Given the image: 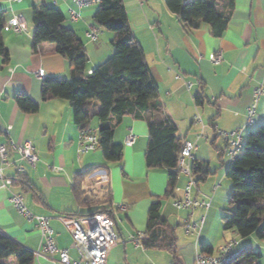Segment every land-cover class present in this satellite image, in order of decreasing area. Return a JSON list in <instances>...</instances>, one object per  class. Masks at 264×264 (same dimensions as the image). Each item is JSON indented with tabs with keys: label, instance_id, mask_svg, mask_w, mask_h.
<instances>
[{
	"label": "crops",
	"instance_id": "obj_1",
	"mask_svg": "<svg viewBox=\"0 0 264 264\" xmlns=\"http://www.w3.org/2000/svg\"><path fill=\"white\" fill-rule=\"evenodd\" d=\"M122 1L132 33L144 51L158 96L149 104L147 113L130 112L120 121L111 117L112 143L122 148L120 159L109 161L98 146L99 151L96 148L78 153L82 126L75 122L69 101L40 99L45 77H71L70 61L58 53L40 54L31 49L34 29L31 6H57L64 14V25L84 45L89 73L114 51L113 34L99 28L93 19L99 1L79 8L75 0H0L4 22L19 16L27 26L25 31H14L4 23L1 30L9 58L3 63L0 55V138L10 136L17 144H31L39 157L32 166L17 154H11L10 159L16 165L6 167L3 172L13 182L9 188L0 186V231L31 248L34 264H64L58 252L49 254L45 250L36 223L21 216L15 203L9 200L11 193L16 192L38 214L82 216L107 211L118 235L107 264H173L170 251L146 247L142 240L137 245L132 239L144 234L151 213L156 211L162 223L153 233L162 241L174 235L175 254L180 264H194L196 254L203 252L201 246L210 248L206 253L218 252L230 238L237 240L236 249L248 254L246 259L253 264H264V238L254 233L240 237L233 229L225 230L222 217L221 221L218 217L224 207L223 198L230 195L231 181L225 175L229 143L216 133L218 129L232 131L243 127L247 108L254 100L253 91L264 83V0H233L231 6L227 0H216L227 17L226 28L220 35L207 22H201L195 30L185 29L164 0ZM71 9L79 12L77 19L71 18ZM91 28L99 30L95 40L86 36ZM217 50L221 51L222 59L216 64L208 59V54ZM9 68L11 75H7ZM40 69L44 77L37 78L34 73ZM17 92L39 101L37 111H22L13 98ZM196 95L202 98L200 103L196 102ZM86 104L91 113L97 111L95 101ZM147 118L174 124L180 146L185 141L197 146L190 162H202L211 172L199 181L191 175L194 182L188 197L207 201L208 207L176 205L183 199L189 181V176L182 172H178L173 192L166 195L168 169L148 167L145 161ZM253 119L252 126L242 130L243 142L249 130L264 121V96L255 102ZM8 125L11 129L6 131ZM83 127L97 133V117L93 115ZM130 130L136 140L126 146L124 138ZM49 165L61 169L55 172L48 169ZM101 175L108 177L107 182L101 180ZM155 201L159 205L152 208ZM187 223L192 226L188 232ZM51 227L56 247L67 250L70 264H82L86 254L76 249L63 224L53 218Z\"/></svg>",
	"mask_w": 264,
	"mask_h": 264
},
{
	"label": "trees",
	"instance_id": "obj_2",
	"mask_svg": "<svg viewBox=\"0 0 264 264\" xmlns=\"http://www.w3.org/2000/svg\"><path fill=\"white\" fill-rule=\"evenodd\" d=\"M231 6L233 0H227ZM167 8L175 13L187 30H195L201 22L212 26L220 35L227 25V17L217 6L216 0H164ZM3 11L0 10V55L5 63L8 50L1 38L4 27ZM34 25L31 49L34 53H58L70 61L71 77H45L41 84L40 99L61 98L69 101L75 122L82 126L93 115L98 119V147L106 160L117 161L121 157L120 144L112 143L110 119L120 121L130 112H148L149 104L158 96L142 46L135 39L122 0H99L94 14L95 24L113 34L112 54L98 63L88 73L84 45L75 32L64 25V14L57 6L33 4L31 6ZM18 107L25 112H36L39 101L17 92L14 95ZM202 98L196 95V102ZM95 101L98 108L91 113L86 102ZM136 116H139L137 113ZM148 142L145 161L148 167L168 169L166 195L176 186L178 171L176 160L180 143L176 126L165 121L147 118ZM191 175L196 181L203 180L211 170L197 160L191 162ZM231 181L228 197V214L222 216L223 228L233 229L240 237L255 234L264 238V121L247 133L241 153L228 165L225 173ZM159 201L152 204L156 208ZM104 211V210H99ZM69 215V214H66ZM158 212L150 215L147 230L141 240L151 248H164L173 254V264H180L175 254V237L170 235L163 241L156 238L153 229L158 224ZM203 252L210 248L201 246ZM34 251L21 245L0 231V264H34ZM233 264H253L249 259L235 260ZM230 263V264H232Z\"/></svg>",
	"mask_w": 264,
	"mask_h": 264
},
{
	"label": "built area",
	"instance_id": "obj_3",
	"mask_svg": "<svg viewBox=\"0 0 264 264\" xmlns=\"http://www.w3.org/2000/svg\"><path fill=\"white\" fill-rule=\"evenodd\" d=\"M19 2L21 0H12ZM99 0H75L79 8L86 6L92 2ZM70 15L72 19H77L79 17V12L75 10H70ZM5 26L13 29L14 31H25L27 30L26 22L19 16H13L11 19L5 22ZM99 34V30L96 28H91L86 31V36L90 40H95ZM208 59L212 63H219L222 59V54L220 50L211 52L208 54ZM12 69L7 70V75H11ZM35 77H44V71L42 69L34 73ZM253 103L247 108V117L243 124V127L232 130L224 131L217 130L218 136L223 137L229 143L227 150V165L231 164L233 160L240 154L243 147L242 130L245 127L252 126L254 119V109L255 102L262 96H264V83L258 85L254 91ZM11 129V125L6 127V131ZM136 140V135L133 131H129L124 138V145L131 146ZM98 146V136L97 133L89 128H81L79 136V147L78 153L83 154L89 151L95 150ZM197 146L189 141L183 142L179 154L176 160V170L182 172L189 176V181L186 185L184 197L181 201H177L176 205H181L184 207H195L203 206L208 207L209 203L204 200L190 199L188 197L189 189L191 184L194 182L191 177V162L193 159V153ZM15 153L21 159H24L27 163L34 166L38 161V153L35 147L31 144H17L10 136H5L0 138V186L9 188L12 184V179L5 177L3 174L4 169L10 165H16L15 160H11V154ZM17 170H22L21 167L16 166ZM48 169L52 171H59L61 167L58 166H48ZM101 180L107 182L108 177L106 175H101ZM178 190L179 188H175ZM9 200L15 203V208L17 212L28 220L34 221L44 239V248L49 253L54 252L59 253L60 261L64 264H70V258L67 250L58 249L56 247L53 229L51 227V220L53 218L58 219L64 226V228L70 233L73 240L75 241L76 249L80 253L86 254V259L83 260L82 264H107V257L111 249L115 246L118 235L115 229V224L112 216L107 211H97L92 214L82 215V216H72V215H43L33 212L24 203V199L21 193L12 192L9 196ZM203 219V218H202ZM195 224H193V227ZM192 226L186 224V231L188 232ZM143 234H137L132 237L137 245H141V238ZM237 240L235 238H230L226 243L220 248V250L215 253L198 252L194 258V264H230L236 258H238L242 253L240 250L236 249ZM73 264H80L79 262H74Z\"/></svg>",
	"mask_w": 264,
	"mask_h": 264
},
{
	"label": "rangeland",
	"instance_id": "obj_4",
	"mask_svg": "<svg viewBox=\"0 0 264 264\" xmlns=\"http://www.w3.org/2000/svg\"><path fill=\"white\" fill-rule=\"evenodd\" d=\"M111 46H112V45H111ZM112 49H114L113 46H112ZM111 54H112V53H111ZM256 127H257V126H256ZM256 127H255V128H256ZM97 150L99 151L100 149L97 148ZM240 153H241V152H240ZM226 178H227V177H226ZM209 180H210V178L208 179V181H209ZM227 180L230 182L229 179H227ZM208 181H207V182H208ZM199 184H200V183H199ZM207 186H208V184L206 183V184H205V187H207ZM223 205H224V207L221 208L220 211L218 212V217H219L220 221H221V217H222L223 215L228 214L227 209H226L227 206H228V197H227V198H226V197L223 198ZM225 207H226V208H225ZM228 207H229V206H228ZM222 226H223V225H222ZM216 253H217V252H216ZM216 253H215V254H216ZM246 256H248V254H247L246 252H243V253H242L238 258H236V259H237V260H238V259H239V260H240V259H244V258H246ZM236 259H235V260H236ZM235 260H234V261H235ZM234 261H233V262H234ZM231 263H232V262H231ZM232 264H233V263H232Z\"/></svg>",
	"mask_w": 264,
	"mask_h": 264
}]
</instances>
